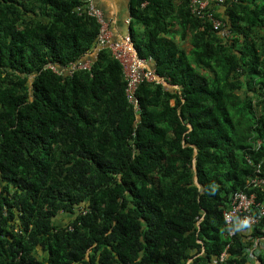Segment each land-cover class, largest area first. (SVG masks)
I'll return each mask as SVG.
<instances>
[{
    "label": "trees",
    "instance_id": "trees-1",
    "mask_svg": "<svg viewBox=\"0 0 264 264\" xmlns=\"http://www.w3.org/2000/svg\"><path fill=\"white\" fill-rule=\"evenodd\" d=\"M84 1L0 0V264H264L224 219L237 192L264 203V0L212 4L227 37L189 0H132L164 81L138 113Z\"/></svg>",
    "mask_w": 264,
    "mask_h": 264
},
{
    "label": "built area",
    "instance_id": "built-area-1",
    "mask_svg": "<svg viewBox=\"0 0 264 264\" xmlns=\"http://www.w3.org/2000/svg\"><path fill=\"white\" fill-rule=\"evenodd\" d=\"M192 13L199 18H209L216 31H219L222 37H227L230 32L221 19L215 17V10L212 4L220 6L227 1L234 0H189ZM83 8H78L79 13H84L95 18L101 26L100 34L97 41V51L110 49L113 57L122 65L124 74L128 83L127 97L129 103L133 106L136 113L140 110L139 101L136 97L139 87L144 83L163 84L164 81L157 75L154 60L152 58H142L135 46L131 36L127 34L119 40L113 38V33L109 23L105 18L103 10L96 5L94 0H85ZM148 1L142 3V7L148 5ZM130 23V20L128 21ZM91 61L83 60L79 63L71 64L68 69H59L56 66H49L57 74L73 75L78 69H90ZM259 148V146H258ZM256 176L249 180L248 184L253 188H264V160L256 165ZM224 219L229 229V236L236 234L234 225H240L243 232L250 236L253 246H262L264 248V203L259 201L255 193L237 192L233 195L230 206L224 212ZM258 229L261 232L259 237H252L251 234ZM226 249L220 257V262H224L228 257ZM251 260L255 257L251 253ZM218 261H214L217 264Z\"/></svg>",
    "mask_w": 264,
    "mask_h": 264
},
{
    "label": "crops",
    "instance_id": "crops-1",
    "mask_svg": "<svg viewBox=\"0 0 264 264\" xmlns=\"http://www.w3.org/2000/svg\"><path fill=\"white\" fill-rule=\"evenodd\" d=\"M94 1L96 5L103 10L105 18L108 21L110 29L114 35L113 38L115 40H119L124 36H126L129 33L130 27L132 25L131 14H130V6L132 0H94ZM129 20L130 23H128ZM137 25L139 28V33H141L142 27L139 24Z\"/></svg>",
    "mask_w": 264,
    "mask_h": 264
},
{
    "label": "rangeland",
    "instance_id": "rangeland-1",
    "mask_svg": "<svg viewBox=\"0 0 264 264\" xmlns=\"http://www.w3.org/2000/svg\"><path fill=\"white\" fill-rule=\"evenodd\" d=\"M133 28L134 30L136 31L137 35L139 34V28H138V25L136 23L133 24ZM176 40H178V38H176ZM179 41V40H178ZM190 44H189V40L188 41H185L183 42V47L187 50H189V47ZM69 219V217H63L60 219V221H62L63 223L66 222L67 220Z\"/></svg>",
    "mask_w": 264,
    "mask_h": 264
}]
</instances>
